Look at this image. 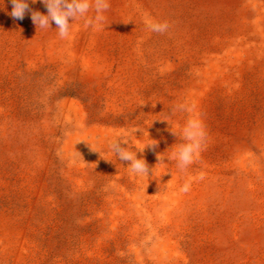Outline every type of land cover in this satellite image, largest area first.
Wrapping results in <instances>:
<instances>
[{"label": "rangeland", "instance_id": "rangeland-1", "mask_svg": "<svg viewBox=\"0 0 264 264\" xmlns=\"http://www.w3.org/2000/svg\"><path fill=\"white\" fill-rule=\"evenodd\" d=\"M107 2L60 39L41 0L23 20L0 0V264H264V0ZM189 119L206 138L180 171ZM120 139L156 144L154 176Z\"/></svg>", "mask_w": 264, "mask_h": 264}, {"label": "clouds", "instance_id": "clouds-1", "mask_svg": "<svg viewBox=\"0 0 264 264\" xmlns=\"http://www.w3.org/2000/svg\"><path fill=\"white\" fill-rule=\"evenodd\" d=\"M41 2L47 8V15L40 12H32L31 19L33 23L38 29L51 28L52 23H55L60 39L70 38L72 25L78 18H84L85 27H90L94 31L97 30L103 26L104 13L109 7L107 0H41ZM11 3L13 10L10 15L14 19L23 20L26 12L30 11L28 0H11ZM93 10L95 15L89 16L88 14ZM70 20L74 21V23H70ZM143 23L151 32L160 34L166 33L170 27L168 22H155L150 17H145ZM176 111L183 112L190 111V109L181 104L172 110V114L174 115ZM171 132L176 135L175 132ZM205 138L206 134L202 123L197 119H189L181 130V139L184 142L172 147V155L169 160L175 161V166L180 171L186 170L202 151ZM124 145H127V147ZM155 146L156 144H150L146 147L154 148ZM144 149L130 150L127 142L123 139L109 144V150L119 161L131 162L130 166H128L131 173L137 177H152L155 175V168H150L147 162L142 158H138L137 155L142 153ZM184 190H187V187Z\"/></svg>", "mask_w": 264, "mask_h": 264}]
</instances>
